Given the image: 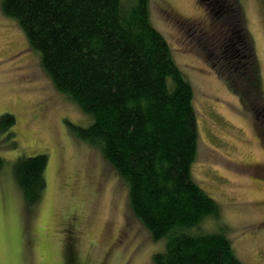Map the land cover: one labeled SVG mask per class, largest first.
Returning a JSON list of instances; mask_svg holds the SVG:
<instances>
[{
    "label": "rangeland",
    "instance_id": "obj_1",
    "mask_svg": "<svg viewBox=\"0 0 264 264\" xmlns=\"http://www.w3.org/2000/svg\"><path fill=\"white\" fill-rule=\"evenodd\" d=\"M198 2L207 1L149 0V11L193 89L198 150L191 174L220 206L201 229L223 231L243 263L264 264V136L251 107L212 67L214 39L187 46L208 19ZM239 2L264 95V0ZM181 21L196 25L187 29ZM6 112L15 118L16 145L0 131V264H66L65 253L76 264H153L165 239L153 240L134 216L128 185L101 148L74 133L91 118L55 88L17 21L0 8V115ZM39 153L48 159L46 187L29 205L13 164Z\"/></svg>",
    "mask_w": 264,
    "mask_h": 264
},
{
    "label": "trees",
    "instance_id": "obj_2",
    "mask_svg": "<svg viewBox=\"0 0 264 264\" xmlns=\"http://www.w3.org/2000/svg\"><path fill=\"white\" fill-rule=\"evenodd\" d=\"M206 1L198 3L208 19L187 46L214 39L212 67L251 107L264 136L260 69L240 2ZM0 8L17 21L55 88L91 118L74 133L101 148L128 185L134 216L153 240L165 239L153 264H245L223 231L201 229L220 206L192 177L198 150L193 89L151 22L149 0H0ZM181 22L187 29L196 25ZM14 124L12 114L0 115V131H8L13 146ZM47 160L39 153L13 164L29 205L42 197Z\"/></svg>",
    "mask_w": 264,
    "mask_h": 264
},
{
    "label": "flooded vegetation",
    "instance_id": "obj_3",
    "mask_svg": "<svg viewBox=\"0 0 264 264\" xmlns=\"http://www.w3.org/2000/svg\"><path fill=\"white\" fill-rule=\"evenodd\" d=\"M74 260H75V259H73V255H72V254L66 255V253H65V261H66L67 263H70V261H71L73 264H76V263L74 262Z\"/></svg>",
    "mask_w": 264,
    "mask_h": 264
}]
</instances>
